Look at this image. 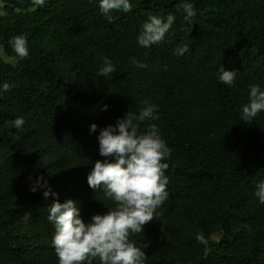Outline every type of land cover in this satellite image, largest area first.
<instances>
[{
  "label": "trees",
  "instance_id": "trees-1",
  "mask_svg": "<svg viewBox=\"0 0 264 264\" xmlns=\"http://www.w3.org/2000/svg\"><path fill=\"white\" fill-rule=\"evenodd\" d=\"M130 2L132 11L112 12L109 23L99 0H45L44 7L0 0V86L12 85L0 96V264H59L48 220L53 198L45 200L39 177L61 203L77 202L85 223L115 207L87 183L106 159L97 137L149 104L160 118L134 121L138 134L156 124L172 153L162 161L169 198L130 237L148 245L144 264H264V203L255 195L264 181V112L242 120L249 85L264 90V0ZM184 2L196 11L189 33L178 8ZM169 14L175 21L164 40L141 46L149 17L166 22ZM16 35L27 37L26 59L9 43ZM105 58L116 71L102 77ZM221 67L237 73L232 87L219 81ZM18 117L20 130L10 123ZM197 233L208 241L207 257Z\"/></svg>",
  "mask_w": 264,
  "mask_h": 264
},
{
  "label": "clouds",
  "instance_id": "clouds-1",
  "mask_svg": "<svg viewBox=\"0 0 264 264\" xmlns=\"http://www.w3.org/2000/svg\"><path fill=\"white\" fill-rule=\"evenodd\" d=\"M32 4L44 7L45 0H32ZM132 8L130 0H99V10L109 23L113 22L112 12L128 13ZM178 8L186 14L184 19L188 28L184 30L189 33L196 16L194 5L184 2ZM174 21L175 16L171 14L167 16L166 22L157 16H150L142 25L138 43L148 47L162 42ZM9 43L19 59L29 56L26 36L16 35ZM187 51L185 45L176 49V54L183 55ZM133 63L138 68L147 67L139 61L134 60ZM115 71L112 61L105 58L99 75L106 77ZM218 75L221 83L232 87L237 73L221 67ZM11 88L9 83H3L0 96ZM249 89L248 103L242 106V120L250 124L259 113L264 112V90L254 84L249 85ZM101 110L106 111L107 105ZM157 111L155 105L149 104L141 109L138 116L130 111L124 118L117 120L115 126L100 129L97 137L99 155L106 159L95 162L87 176V183L93 190L102 189L105 197L114 202L115 207L105 214H95L85 223L80 218L77 202L67 200L61 203L58 193L53 192L46 182L40 183L43 177L37 178L36 185L47 188L43 192L45 200L50 196L53 198L48 207V220L55 229L52 245L59 264H93L95 260L99 264H144L147 255L143 249L148 245L137 246L130 237L144 232L145 226L161 214L158 209L169 198V179L165 175L169 164L162 161L171 157L172 149L161 138L156 124H151L143 134H138V124L134 121L158 120ZM10 123L20 130L25 121L18 117ZM96 130V124L90 125V132ZM37 186L29 190L35 192ZM255 195L260 203H264V181L258 184ZM24 218H30V214H25ZM196 240L205 246L204 256L207 257L210 253L208 241L202 233L196 234Z\"/></svg>",
  "mask_w": 264,
  "mask_h": 264
},
{
  "label": "rangeland",
  "instance_id": "rangeland-1",
  "mask_svg": "<svg viewBox=\"0 0 264 264\" xmlns=\"http://www.w3.org/2000/svg\"><path fill=\"white\" fill-rule=\"evenodd\" d=\"M0 54L2 55L1 50H0Z\"/></svg>",
  "mask_w": 264,
  "mask_h": 264
}]
</instances>
